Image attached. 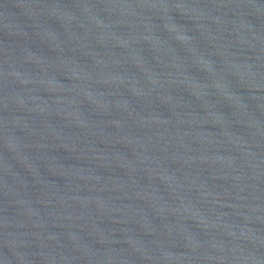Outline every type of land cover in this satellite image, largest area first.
I'll return each mask as SVG.
<instances>
[{
  "label": "water",
  "instance_id": "95a60500",
  "mask_svg": "<svg viewBox=\"0 0 264 264\" xmlns=\"http://www.w3.org/2000/svg\"><path fill=\"white\" fill-rule=\"evenodd\" d=\"M0 264H264V0H0Z\"/></svg>",
  "mask_w": 264,
  "mask_h": 264
}]
</instances>
